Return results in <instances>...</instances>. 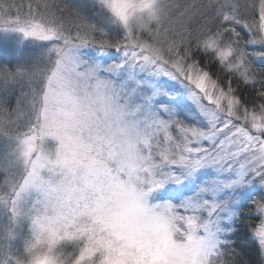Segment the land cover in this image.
<instances>
[{
  "label": "snow or ice",
  "instance_id": "snow-or-ice-1",
  "mask_svg": "<svg viewBox=\"0 0 264 264\" xmlns=\"http://www.w3.org/2000/svg\"><path fill=\"white\" fill-rule=\"evenodd\" d=\"M24 8L0 0L41 42L0 66V264H241L238 215L264 264V0Z\"/></svg>",
  "mask_w": 264,
  "mask_h": 264
},
{
  "label": "rangeland",
  "instance_id": "rangeland-1",
  "mask_svg": "<svg viewBox=\"0 0 264 264\" xmlns=\"http://www.w3.org/2000/svg\"><path fill=\"white\" fill-rule=\"evenodd\" d=\"M17 4L23 3L26 11L27 4L32 2L36 3V0H15ZM56 3L61 7H68L69 11L76 8L77 5H84L90 3V0H56ZM100 39V37H97ZM41 42L33 40H20L13 35H4L0 33V66L8 67L15 65L17 60V53L22 52L26 57H32L39 53L40 49L38 45Z\"/></svg>",
  "mask_w": 264,
  "mask_h": 264
},
{
  "label": "trees",
  "instance_id": "trees-1",
  "mask_svg": "<svg viewBox=\"0 0 264 264\" xmlns=\"http://www.w3.org/2000/svg\"><path fill=\"white\" fill-rule=\"evenodd\" d=\"M254 211V206H252ZM248 209H244L243 212H247ZM248 221H244V223H247ZM259 221L257 219H253L252 223L256 224ZM237 223L240 224V227L237 229L238 235L233 237L239 244V248L237 249L238 252V259L241 261V264H260L261 256L258 255L256 246L254 242L250 239H247L245 237L246 229L243 227V224H241L239 215L237 218Z\"/></svg>",
  "mask_w": 264,
  "mask_h": 264
}]
</instances>
